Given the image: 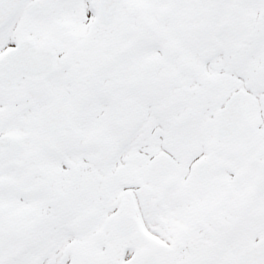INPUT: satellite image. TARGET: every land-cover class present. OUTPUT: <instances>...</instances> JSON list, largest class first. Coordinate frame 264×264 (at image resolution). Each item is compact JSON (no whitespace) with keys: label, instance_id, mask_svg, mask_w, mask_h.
<instances>
[{"label":"snow or ice","instance_id":"snow-or-ice-1","mask_svg":"<svg viewBox=\"0 0 264 264\" xmlns=\"http://www.w3.org/2000/svg\"><path fill=\"white\" fill-rule=\"evenodd\" d=\"M0 264H264V0H0Z\"/></svg>","mask_w":264,"mask_h":264}]
</instances>
